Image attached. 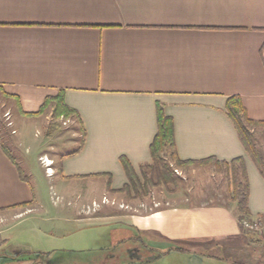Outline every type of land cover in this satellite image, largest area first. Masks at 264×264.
<instances>
[{"label": "crops", "instance_id": "obj_1", "mask_svg": "<svg viewBox=\"0 0 264 264\" xmlns=\"http://www.w3.org/2000/svg\"><path fill=\"white\" fill-rule=\"evenodd\" d=\"M0 87L25 113L63 93L79 116L70 149L26 150L52 161L56 173L41 164L45 176L74 206L57 217L42 205L26 159L0 138V264H104L110 257L94 251L122 247L148 252L152 264H264V233L244 232L212 165L201 170L211 185L198 201L146 213L107 204L128 183L122 158L137 173L151 162L161 105L181 160L245 159L250 218L264 216V177L226 113L237 96L264 123V0H0ZM28 222L34 241L6 237Z\"/></svg>", "mask_w": 264, "mask_h": 264}, {"label": "rangeland", "instance_id": "obj_2", "mask_svg": "<svg viewBox=\"0 0 264 264\" xmlns=\"http://www.w3.org/2000/svg\"><path fill=\"white\" fill-rule=\"evenodd\" d=\"M50 110L51 109L46 110V112L43 114V117L38 119L36 117H24L18 111L17 102L15 100L6 98L4 94L0 92V138L2 140V143L8 146L10 150L14 152V155L18 158V160H22L23 158L26 159L27 165L25 166H28V168H30L29 170L33 174V180L35 182V185L37 186L38 190L42 192V205L47 210L51 211L52 216L57 217L56 214H59L60 210L70 211L74 209V206H69L68 200H61L58 192V187L60 186L56 184V182L54 183V179H52L51 181L46 178L44 168L38 161V153H36L35 150H32L30 153L28 151V154H26V150L29 146L37 147V145L39 146L38 149H40L41 147H53L55 149H63L64 147H66L67 149H70L75 145V143H77V139H75L74 135L76 131H79V126H76L78 125V123L74 118L70 120H65V122L62 119L54 120L52 115L50 114ZM12 122L14 123V125L12 124ZM53 123H59L61 127L54 134H52V136H48V130ZM8 124L11 128H7ZM13 130L18 131L17 135H12ZM13 133L15 134V131H13ZM257 135L261 142L260 154L264 162V133L257 132ZM20 144H24V148H19ZM210 165L192 164L184 169L173 170L174 177L177 180V186L171 185L167 187L156 188L152 191V194L144 200L130 202L129 200H127L124 194H121L117 201H109V203L107 204L112 205L111 207H114V209L117 208L122 211H127L129 213H146L156 210L157 206L162 207L166 204H184V202L189 203V199L190 201L191 199L192 201L194 199L195 201H198L197 199L200 198H197L198 196L196 193L198 191L207 189V185H209V187L211 185L210 182L207 183L206 186H203L202 181L207 176L204 177V175L201 174V170L205 169ZM198 166L200 167L197 168ZM197 171H200L199 177L195 178V174ZM52 172L53 174H55L56 170L52 168ZM216 185L219 184L217 183ZM50 186H53L52 189H50ZM75 192V189H69V193ZM79 203L80 202H78V204ZM99 203L101 204L102 202ZM89 210L94 212V204L91 209H88V211ZM20 221H17L16 223H19ZM34 225H36V223H24L20 226H17L15 228V231L12 230L13 232L11 234L7 233L6 237H8L9 235L14 236L13 238H11V240L15 239L18 242L27 243L34 241V238L25 232L26 229H29ZM11 242L12 241H9V244H11ZM118 249L119 248H110V250L101 249L94 251L93 255L96 256H94L93 258H103L109 256L110 260L112 258L111 256H113L112 260H108V263L104 264H122L123 260H130L137 263V260H142L143 257H147L149 264L154 263L150 261L153 260L154 257L148 254V252H145L141 249H132V252H128L126 248V251H124L123 247L120 248V250ZM122 251L124 256L121 255ZM7 254L9 253L7 252ZM20 256H17V258H20ZM84 256L86 257L87 255ZM79 261L82 264V258H79ZM8 264L17 263H14V261H10ZM87 264L96 263H91L89 261V263Z\"/></svg>", "mask_w": 264, "mask_h": 264}, {"label": "trees", "instance_id": "obj_3", "mask_svg": "<svg viewBox=\"0 0 264 264\" xmlns=\"http://www.w3.org/2000/svg\"><path fill=\"white\" fill-rule=\"evenodd\" d=\"M0 92L8 99H14L17 102L18 111L25 117L42 116L46 110L52 109L54 120L78 119L77 112L71 109L65 103L64 94L59 93L54 97L46 99L37 113H25L19 102L18 97L10 95L0 87ZM226 113L238 133L239 139L251 160L257 165L264 177V162L260 154L261 142L257 135L260 131L264 133V123L255 121L250 118L240 97H230L226 103ZM157 134L150 146L151 162L141 167L140 173H137L131 164L122 158L121 162L128 178V183L118 191H112L116 194H124L127 200L137 201L148 198L152 191L159 187L171 185L177 186V180L174 177L173 170L184 169L192 164L214 165L217 173L224 174L229 187V200L236 203L237 210L240 214V223L250 218L248 201H249V181L246 171L245 159L236 158L231 162L218 161L210 158L204 161H184L181 160L175 150V130L173 118L168 116L164 107H157ZM61 125L53 123L47 135L52 136ZM5 152L11 157L9 151ZM168 162H167V160ZM172 164V165H170ZM173 168V169H172ZM175 168V169H174ZM20 171V170H19ZM21 178L29 183L28 179L21 174ZM25 203L21 206H28ZM264 220V216L260 217ZM243 228V227H242Z\"/></svg>", "mask_w": 264, "mask_h": 264}, {"label": "built area", "instance_id": "obj_4", "mask_svg": "<svg viewBox=\"0 0 264 264\" xmlns=\"http://www.w3.org/2000/svg\"><path fill=\"white\" fill-rule=\"evenodd\" d=\"M64 122H65V120H64ZM40 162L45 167L47 174L49 176L53 175L52 168H51V166L53 164L52 161H49L45 157H42V158H40ZM106 202H108V200L104 199L103 203H106ZM94 206L97 207L99 205L94 203ZM242 227H243L244 232H246V233L262 234V233H264V220L262 218H259L256 220H245L242 223ZM0 240H1V232H0Z\"/></svg>", "mask_w": 264, "mask_h": 264}]
</instances>
